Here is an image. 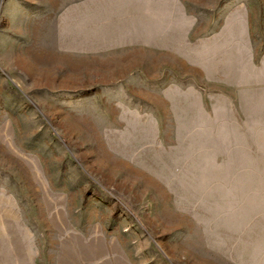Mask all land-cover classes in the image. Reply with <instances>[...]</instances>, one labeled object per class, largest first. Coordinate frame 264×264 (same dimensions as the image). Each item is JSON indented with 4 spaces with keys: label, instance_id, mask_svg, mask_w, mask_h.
I'll return each mask as SVG.
<instances>
[{
    "label": "rangeland",
    "instance_id": "obj_1",
    "mask_svg": "<svg viewBox=\"0 0 264 264\" xmlns=\"http://www.w3.org/2000/svg\"><path fill=\"white\" fill-rule=\"evenodd\" d=\"M0 264H264V0H0Z\"/></svg>",
    "mask_w": 264,
    "mask_h": 264
}]
</instances>
